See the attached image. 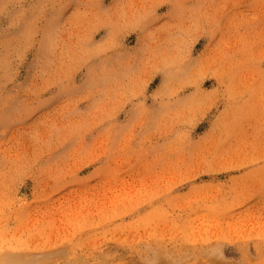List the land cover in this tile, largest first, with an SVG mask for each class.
<instances>
[{
	"label": "rangeland",
	"instance_id": "1",
	"mask_svg": "<svg viewBox=\"0 0 264 264\" xmlns=\"http://www.w3.org/2000/svg\"><path fill=\"white\" fill-rule=\"evenodd\" d=\"M0 264H264V0H0Z\"/></svg>",
	"mask_w": 264,
	"mask_h": 264
}]
</instances>
